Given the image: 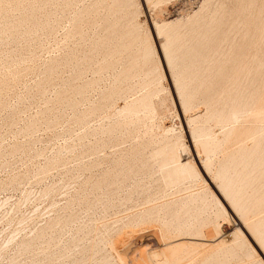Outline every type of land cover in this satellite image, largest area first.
<instances>
[{
  "label": "rangeland",
  "instance_id": "rangeland-1",
  "mask_svg": "<svg viewBox=\"0 0 264 264\" xmlns=\"http://www.w3.org/2000/svg\"><path fill=\"white\" fill-rule=\"evenodd\" d=\"M112 1L0 0V264H263L264 0Z\"/></svg>",
  "mask_w": 264,
  "mask_h": 264
},
{
  "label": "bare ground",
  "instance_id": "bare-ground-1",
  "mask_svg": "<svg viewBox=\"0 0 264 264\" xmlns=\"http://www.w3.org/2000/svg\"><path fill=\"white\" fill-rule=\"evenodd\" d=\"M26 1V0H25ZM115 3H122V4H124L125 3V5H128L129 3H130V1L131 0H113ZM112 1V2H113ZM15 2V1H14ZM13 2V3H14ZM113 2V3H114ZM124 2V3H123ZM2 3V2H1ZM115 3H114V5H115ZM222 4V3H221ZM121 5V4H120ZM119 5V6H120ZM116 6V5H115ZM121 6H123V5H121ZM130 6V5H129ZM110 9V8H109ZM217 9V8H216ZM224 9V8H223ZM226 9V8H225ZM27 10V9H26ZM113 12V11H112ZM114 13V12H113ZM223 13V12H222ZM215 14V13H214ZM225 14V13H224ZM25 15V14H24ZM26 16V15H25ZM222 17V16H221ZM197 19V18H196ZM242 19V18H241ZM22 21V20H21ZM161 21V20H160ZM237 21V20H236ZM217 22V21H216ZM116 23V22H115ZM168 23V22H167ZM170 23H172V22H170ZM189 23V22H188ZM195 23V22H194ZM165 24V23H164ZM163 24V26H168V24L167 25H164ZM191 24V23H190ZM193 24V23H192ZM213 24V23H212ZM119 26V25H118ZM157 26H159V25H157ZM162 26V25H161ZM220 26V25H219ZM10 27V26H9ZM2 28V27H1ZM158 28V31H159V27H157ZM164 28V27H163ZM161 29V28H160ZM166 29V28H165ZM172 29V28H171ZM180 29V28H179ZM3 30V29H2ZM248 31V30H247ZM1 32V31H0ZM190 32V31H189ZM161 33V32H160ZM109 34V33H108ZM140 34V33H139ZM181 34V33H180ZM239 34V33H238ZM165 35H167V34H165ZM183 36V35H182ZM180 39H181V42H182V37H181V35H179V34H177V33H172V34H168V37H167V40H166V42H165V44H164V50H165V52H166V55H167V59H168V61H169V64L170 65H172L174 68H173V71L176 73V71H177V73H178V77H176L175 79H176V84H177V88L179 89V92H180V94L181 95H183V97H184V99H183V101H184V103L187 105V103H189L190 104V96H191V86H190V79H189V77H190V75H191V68L192 67H194L195 65H197L196 64V62H195V58L194 57H196V55H194V57H192V59H188L187 61L184 59L183 60V62L182 63H180L179 65H177L178 64V60L180 61V58H179V55L177 54V51H181V48L183 47V44L181 43V44H179L177 41L179 40L180 41ZM176 42L179 44L177 47H174L173 48V45L175 46V44H176ZM222 42V41H221ZM188 44V43H187ZM190 45V44H189ZM201 45V44H200ZM185 46H186V44H185ZM184 46V47H185ZM97 47V46H96ZM147 47V46H146ZM149 48V47H148ZM183 49V48H182ZM189 49V48H188ZM199 49V48H198ZM147 50V52H146V56H148L149 54H151L152 53V50L149 48V49H146ZM186 50H184V52H185ZM192 51V50H191ZM145 52V51H144ZM149 52V53H148ZM123 53V52H122ZM186 53V52H185ZM190 54V53H189ZM145 56V57H146ZM182 56V58L185 56V55H180V57ZM190 56V55H189ZM144 60V59H143ZM140 61V60H139ZM137 62V61H136ZM196 69H197V67H195ZM109 71V70H108ZM143 71V70H142ZM197 73V72H196ZM136 74V73H135ZM195 76V75H194ZM193 76V77H194ZM149 77V76H148ZM147 77V78H148ZM192 78V77H191ZM200 78V77H199ZM189 79V80H188ZM193 79V81H194V78H192ZM187 80H188V82H187ZM203 80V79H202ZM115 81H117V80H115ZM118 81H119V79H118ZM140 81V80H139ZM145 81V80H144ZM193 81H192V83H193ZM190 82V83H189ZM202 82V81H201ZM156 83V82H155ZM151 84V83H150ZM158 84V83H157ZM198 84V83H197ZM195 85V84H194ZM193 85V86H194ZM202 85V84H201ZM204 85V84H203ZM80 86V85H79ZM78 86V87H79ZM138 86V85H137ZM160 86V85H159ZM192 86V87H193ZM201 87V86H200ZM193 88H195V87H193ZM197 89V88H196ZM200 89V88H199ZM193 90V89H192ZM87 91V90H86ZM125 92V91H124ZM131 92V91H130ZM194 92H195V90H194ZM197 92V91H196ZM154 93V92H153ZM193 93V92H192ZM149 94V93H148ZM193 95V94H192ZM114 96V95H113ZM150 96V95H149ZM194 96V95H193ZM147 97H148V95H147ZM147 97L145 96V97H143V98H139L140 100H138L137 102H132V103H127L121 110H120V112H124V111H135L140 105H142V104H144V106L145 105H148V101H147ZM116 98V97H115ZM192 99V98H191ZM105 100V99H104ZM194 100V99H193ZM188 104V105H189ZM191 104H193V103H191ZM111 106V105H110ZM141 107V106H140ZM139 107V108H140ZM114 109V108H113ZM120 109V108H119ZM132 112H130V113H132ZM104 114V113H103ZM129 114V113H128ZM146 115V114H145ZM193 115V114H192ZM237 115H238V112L237 111H234L232 114H230V115H228V117L229 118H236L237 117ZM135 116V115H134ZM224 116V115H223ZM237 119V118H236ZM108 121V120H107ZM191 122V121H190ZM223 125V124H222ZM105 126V125H104ZM108 128V127H107ZM208 129V128H207ZM120 133V132H119ZM166 133V132H165ZM201 133V132H200ZM202 134V133H201ZM197 135V134H196ZM264 137V136H263ZM162 141V140H161ZM260 144V143H259ZM168 146V145H167ZM258 148V147H257ZM166 150V149H165ZM169 150V149H168ZM258 150V149H257ZM159 151V150H158ZM161 151V150H160ZM157 152V151H156ZM161 153H163L162 151L160 152V154ZM168 153V152H167ZM263 153V152H262ZM155 154V153H154ZM160 154H159V156H160ZM251 154V153H250ZM162 155V154H161ZM164 155V154H163ZM253 155V154H252ZM158 156V154L156 155V157ZM166 156V155H165ZM168 156V155H167ZM264 156V155H263ZM263 158V157H262ZM201 160V159H200ZM210 160V159H209ZM205 161V160H204ZM261 161V160H260ZM155 162V161H154ZM248 163V162H247ZM264 163V162H263ZM126 164V163H125ZM165 167H171L172 166V169H169L168 170V172H167V176H166V178H167V180H168V182L169 183H175V182H180V181H182V180H186V179H191L193 176H195L196 175V171H195V169L191 166V165H189L188 163H183V162H181V160L180 159H178L177 157H176V155L174 154V153H171L169 156H168V159H167V161H165ZM232 165V164H231ZM239 165V164H238ZM262 165V164H261ZM244 166V165H243ZM145 167V166H144ZM246 167V166H245ZM224 168V167H223ZM226 168H224L223 169V171H220V175L222 176V178H223V183H221V187H223L224 189H223V191L226 193V196H227V198H225V200L227 199V200H229V198H230V200H229V202H231V206H230V204H229V206L232 208V209H234V212H235V214L237 213L236 212V210H237V208L239 209V210H242V213H245L246 212V209L248 208V203H247V200H243V197L240 195V193H241V190L242 189H240V190H233V188H232V185H233V182H234V178L236 177V176H234V174L233 173H235V172H232V175H230L229 173H228V171H229V169H226ZM243 169V168H242ZM258 169V168H257ZM228 170V171H227ZM124 171V170H123ZM250 171V170H249ZM238 173H236V175H237ZM245 174V173H244ZM252 175V174H251ZM251 175H249V176H251ZM247 177V176H246ZM239 178V177H238ZM246 179V178H245ZM253 179V178H252ZM249 181H251V180H249ZM252 181H254V180H252ZM159 182V181H158ZM237 182V181H236ZM240 182V181H239ZM188 183V182H187ZM264 183V182H263ZM240 184V183H239ZM248 184V183H247ZM233 186H235V185H233ZM238 187V186H237ZM149 188V187H148ZM240 188V187H239ZM196 189V188H195ZM149 190V189H148ZM256 190H258V189H256ZM247 191V190H246ZM247 194V193H246ZM256 195V194H255ZM264 195V194H263ZM161 196V195H160ZM214 196V195H213ZM156 197V196H155ZM206 197H207V195H206ZM212 197V196H211ZM248 197V196H247ZM255 197V196H254ZM165 198V197H164ZM261 198V197H260ZM256 199L257 200V202L258 201H262V203L260 202H258V204H260V205H262V204H264L263 202V197L261 198V199ZM155 199V198H154ZM249 199V198H248ZM251 199V198H250ZM253 199V198H252ZM218 200V199H217ZM226 200V201H227ZM219 201V200H218ZM217 201V202H218ZM205 202V201H204ZM216 202V203H217ZM228 202V203H229ZM220 203V202H219ZM218 203V204H219ZM251 203V202H250ZM221 204V203H220ZM142 205V204H141ZM223 205V204H222ZM252 205V204H251ZM220 206V205H219ZM253 206V205H252ZM186 207V206H185ZM188 207V206H187ZM234 207H236V210H235V208ZM254 207V206H253ZM174 208V207H173ZM220 208H222V209H224V207L222 206V207H220ZM251 208V207H250ZM190 209V208H189ZM189 209H188V211H189ZM230 209V208H229ZM231 209V210H232ZM245 209V210H244ZM249 209V208H248ZM247 209V210H248ZM193 210V209H192ZM219 210V209H218ZM226 210V208L223 210V211H225ZM239 210H237L238 212H239V214H242V213H240L241 211H239ZM187 211V212H188ZM189 213V212H188ZM219 213V212H218ZM221 214V213H220ZM192 215V214H191ZM244 215V214H243ZM186 216V215H185ZM218 216V215H217ZM239 216V215H238ZM188 217V216H187ZM240 217V216H239ZM264 217V216H263ZM190 218V217H189ZM245 218H246V216L244 217V223L245 224H249V226H250V221H248V223H247V220H245ZM240 219V218H239ZM261 219V218H260ZM264 219V218H263ZM218 220V219H217ZM216 220V221H217ZM250 220V219H249ZM251 220H252V218H251ZM188 221V220H187ZM259 220H257V222H258ZM150 222V221H149ZM256 222V221H255ZM261 222V221H260ZM205 223V222H204ZM211 223V222H210ZM213 223V222H212ZM243 223V222H242ZM241 223V225H243ZM262 223H263V220H262ZM188 224V223H187ZM214 224V223H213ZM245 224L243 225L245 228H246V226H245ZM252 224H254V222H252ZM256 224V223H255ZM254 224V225H255ZM258 224V225H257ZM256 225V227L254 228V230L256 229V230H258V232H260L261 233V229L263 228V224H259V223H257ZM204 225V224H203ZM207 225V224H206ZM208 226H210V225H208ZM217 226V225H216ZM243 226H241V227H243ZM249 226H247V230L248 231H251V228H250V230H249ZM214 227V226H213ZM252 227V226H251ZM208 228V227H207ZM227 229H229V227L227 226L226 227ZM244 228V229H245ZM253 228V227H252ZM225 229V228H224ZM234 230V229H233ZM253 230V231H254ZM255 230V232L257 233V231ZM263 230V229H262ZM200 231V230H199ZM206 231H207V229H206ZM226 231V230H225ZM228 231V230H227ZM250 233V232H249ZM260 233L258 234V240L260 241V238L261 237H263V235L264 234H262V233H264V232H262L261 233V237L259 238V235H260ZM232 234V233H231ZM236 234V233H235ZM242 234V233H241ZM253 234H254V232H253ZM177 235V234H176ZM251 235V234H250ZM170 236V235H169ZM253 236V235H252ZM255 236H257V235H255ZM244 237V236H243ZM252 238H255V237H252ZM264 239V238H263ZM262 239V240H263ZM168 240V239H167ZM243 240H244V238H243ZM245 240H246V236H245ZM165 241V240H164ZM177 241V240H176ZM184 241V240H183ZM209 241V240H208ZM257 240H255V242H256ZM173 242V241H172ZM178 242V241H177ZM180 242V241H179ZM213 242V241H212ZM216 242V241H215ZM234 242V241H233ZM258 242V241H257ZM263 242V241H262ZM163 243V242H162ZM176 242L174 241V243L173 244H175ZM184 243V242H183ZM185 243H187V241H185ZM199 243V242H198ZM217 244V243H216ZM168 245V244H167ZM167 245H165L166 247H167ZM170 245H171V243H170ZM197 245V244H196ZM258 245H259V243H258ZM165 246H162V248H164ZM173 246V245H172ZM214 246V245H213ZM263 246V245H262ZM170 247V246H169ZM168 247V248H169ZM176 248L178 247V246H175ZM174 246H173V248H175ZM161 248V249H162ZM159 249H160V247H159ZM160 249V250H161ZM206 249V248H205ZM260 249V248H259ZM160 250H158V251H160ZM251 250H253V249H251ZM262 250V249H261ZM263 251V250H262ZM155 252V251H154ZM161 252H162V250H161ZM158 253V252H157ZM153 254H155V253H153ZM152 254V255H153ZM234 254V253H233ZM161 255V254H160ZM159 256V255H158ZM169 256V255H168ZM180 256V255H179ZM222 256V255H221ZM155 257V256H154ZM156 257H157V255H156ZM263 257H264V253H263ZM169 258V257H168ZM218 258H220V257H218ZM261 260V259H260ZM156 261V260H155ZM240 262V261H239ZM264 264V263H263Z\"/></svg>",
  "mask_w": 264,
  "mask_h": 264
}]
</instances>
